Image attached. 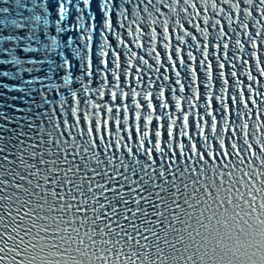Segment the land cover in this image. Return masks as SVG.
<instances>
[{"label":"snow or ice","instance_id":"1","mask_svg":"<svg viewBox=\"0 0 264 264\" xmlns=\"http://www.w3.org/2000/svg\"><path fill=\"white\" fill-rule=\"evenodd\" d=\"M0 264H264V0H0Z\"/></svg>","mask_w":264,"mask_h":264}]
</instances>
